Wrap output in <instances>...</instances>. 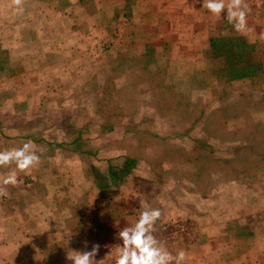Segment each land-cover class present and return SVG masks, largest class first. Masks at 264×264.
<instances>
[{
	"label": "rangeland",
	"instance_id": "1",
	"mask_svg": "<svg viewBox=\"0 0 264 264\" xmlns=\"http://www.w3.org/2000/svg\"><path fill=\"white\" fill-rule=\"evenodd\" d=\"M245 3L241 33L204 0H22V11L0 0V151L31 142L41 160L30 175L0 167L19 180L0 197V264H72L67 254L94 244L96 264H115L119 231L146 207L161 210L154 235L187 264H264V0ZM234 33L262 67L227 82L209 39ZM209 100L221 108L202 132L246 141L239 154L161 137ZM75 135L78 153L48 145ZM125 154L139 161L131 182L97 189L107 159Z\"/></svg>",
	"mask_w": 264,
	"mask_h": 264
},
{
	"label": "trees",
	"instance_id": "2",
	"mask_svg": "<svg viewBox=\"0 0 264 264\" xmlns=\"http://www.w3.org/2000/svg\"><path fill=\"white\" fill-rule=\"evenodd\" d=\"M209 44L210 54L214 59L213 66L215 69L213 72L216 79L223 76L224 73L221 72H226V81L229 82L233 79L253 77L256 75L257 69L261 70V58L255 54V45L246 40L244 35L238 33L230 35H212L209 39ZM214 89H216L217 94L211 90L210 92H208L209 90L207 91L209 99H217L219 97L220 89L213 88V90ZM196 93H198V90H196ZM192 96V94L187 95V99H190ZM215 108L220 110L221 105H218L217 102L212 103L211 100L205 101L197 115H193V121L187 123V127L175 126L171 131L161 134V137L166 139L168 136L174 137V135L177 134L175 142L182 143V148H191L195 152L200 151L206 154L209 153L208 155L210 156L229 154L227 155L228 157L230 155L239 154L241 150L240 144H244L246 141L235 142L234 140H230L227 143L220 142L215 140L213 138L214 136L210 133L202 132L204 129L202 123L206 121L211 110ZM71 132L72 129L68 128V133ZM200 142L202 143V147H199ZM48 145L69 149L72 153H78L80 152L79 147L82 146L81 136L75 135L61 140H48ZM223 148L225 149L222 150ZM83 153H86V151ZM137 158L138 157H130L125 154L119 157L120 160L111 157L107 159L105 171L102 174L98 171L99 175L93 178L97 189L102 191L110 190L117 193L123 186L128 185L131 182L129 174L131 172H136L138 168L139 161ZM93 168L94 167L91 169ZM159 175L160 173H158V171L152 172V177L156 180H160ZM119 195L122 194H116L114 197ZM112 198L108 199L111 200Z\"/></svg>",
	"mask_w": 264,
	"mask_h": 264
},
{
	"label": "clouds",
	"instance_id": "3",
	"mask_svg": "<svg viewBox=\"0 0 264 264\" xmlns=\"http://www.w3.org/2000/svg\"><path fill=\"white\" fill-rule=\"evenodd\" d=\"M12 4L16 10L22 11V0H12ZM204 7L216 17L226 13V19L237 32L247 30V13L250 9L245 0H204ZM40 162V156L31 142L20 148L0 151V167L15 164L18 172L24 175H30ZM18 183L17 171L0 176V197L8 194L6 186H16ZM161 215L159 208L146 207L134 225L119 231L118 238L122 244L118 246L115 264H187L189 257L185 250L181 249L173 255L154 235L156 222ZM99 248V244H94L90 251H72L66 258L72 264H96L94 258Z\"/></svg>",
	"mask_w": 264,
	"mask_h": 264
}]
</instances>
